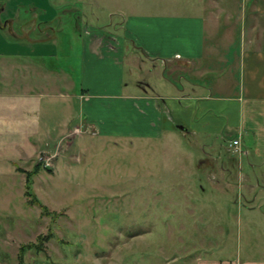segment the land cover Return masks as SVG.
I'll list each match as a JSON object with an SVG mask.
<instances>
[{
    "label": "rangeland",
    "instance_id": "rangeland-1",
    "mask_svg": "<svg viewBox=\"0 0 264 264\" xmlns=\"http://www.w3.org/2000/svg\"><path fill=\"white\" fill-rule=\"evenodd\" d=\"M30 1L0 0V60L23 67L32 59L50 82L38 100L25 98L20 88L5 93L10 90L0 85V264H264V171L242 165L248 181H239L235 166L219 180L204 165L206 154L213 155L206 144L183 138L161 117L162 132L149 130L150 115L133 111L132 100L80 107L85 30H111L117 38L118 32L126 36L129 21L147 44L154 26L143 25L140 37L136 19L205 17L201 7L209 1L46 0L50 18L57 19L45 43L40 33L43 38L30 37L29 9L17 8ZM222 1L228 10L223 27L214 34L208 21L206 61L195 70L205 77L196 80L183 70L172 76V68L158 74L129 56L123 76L130 95L167 101L195 84L213 88L216 98L217 84L236 82L244 39L264 45V23L250 36L249 12L245 23L237 20L245 1L216 3ZM126 44L132 48L133 39L126 36ZM192 115L185 121L199 126L201 118L195 122ZM218 143L214 156L228 166L225 145Z\"/></svg>",
    "mask_w": 264,
    "mask_h": 264
},
{
    "label": "crops",
    "instance_id": "crops-1",
    "mask_svg": "<svg viewBox=\"0 0 264 264\" xmlns=\"http://www.w3.org/2000/svg\"><path fill=\"white\" fill-rule=\"evenodd\" d=\"M45 1L31 0L28 5L23 2L21 6H17L18 9L23 6L22 9L24 10H21L22 12L29 9V13L32 14L29 18L32 29L30 37L32 33H36L37 37L43 38L40 35L42 34L46 38L48 28H51L57 19L56 17L54 19L50 18L49 7ZM208 1L207 6L201 7L204 8L203 10L206 13L205 17L182 13L181 16L136 19L137 21H134L133 27L134 29L137 27L140 37L139 30L143 25L152 24L154 26L150 35L151 39L147 44L142 38L140 40L138 34L133 32L134 30L130 29L129 21L125 22L124 32L128 39H133L132 48L127 47L126 36H121L119 32L115 34L117 38H114L111 30H107L105 34L99 30H85V37L82 38L81 60L83 58L82 66L84 69L80 81V107L90 105L91 102H124L122 104L126 106L132 100L131 108L133 111L143 109L150 115L148 123H151V128L149 130H154L159 135L162 132L159 127L161 119H168L173 125L174 132L177 131L183 138L200 139L201 143L206 144L202 148L207 149L213 155L206 154L207 159L204 165H210L220 178L219 180L223 181L228 178L230 170L237 166L239 171L238 180L248 181V178L242 175V165H246L247 170L251 173L257 169L264 171L263 44L258 45L251 42V38L244 39L237 63V80L231 87L222 88L221 85L217 84L215 90L218 89V97L216 98L212 97L213 88L208 90V94H205L208 91L202 90V86L187 84L186 93L188 94L177 92L176 95L167 100L169 101V104H167L168 102L162 97L151 96L148 98V96L130 95L124 83V64L129 56H131V60L140 59L143 66L148 64V67L158 74L161 73V70L169 71L172 68L174 71L170 70L173 72L171 73L172 76H176L178 71L183 70V74L193 76L195 74L197 76L196 80H198V77L204 78L203 73L199 71L195 73V70L198 65H202L206 61L208 21H212L214 34H219V30L223 27L220 26L222 25L220 21L223 20L221 17L228 12L224 1L219 3H216V0ZM244 1L246 8L238 12L240 16L237 20L244 19L245 23L247 17L245 14H247V11L249 12V19L252 23L250 25V30H252L250 36H252L256 29L254 27L256 23H264V0ZM3 12L4 8L2 7L0 14L2 15ZM26 14L28 13L26 12ZM226 20L230 21L232 19ZM11 24V21L7 23V25ZM41 28L43 31H41ZM0 29L3 30V27ZM116 29L121 31L122 27ZM230 34L228 36H232V32ZM142 36H144V31ZM19 40L22 41V38ZM46 41L48 39L40 43ZM18 55L15 54L13 57ZM27 57L24 55V60ZM41 58L42 55L34 59ZM34 62L30 59L27 66L22 67V65L17 64L10 66L11 62L5 58L0 60V73L3 76L0 85H4L5 88L10 90L4 91L5 93H15L16 89L20 88L21 91H25V98L28 97L32 100L36 96V100H38L46 97L50 82L46 75L41 73L40 66ZM209 64L213 66L212 62ZM206 73H209V71ZM102 74L104 75L103 80L96 79ZM224 93L226 94L224 95ZM135 103H138L139 106ZM195 103L197 106L194 105ZM180 111H185L184 115H191L192 113L195 122H198L199 117L202 122L199 123V126L192 127V125L187 124L184 115H181ZM158 117H161V119ZM221 130L223 134L225 133L226 138L219 137L218 132ZM238 140H240L242 154L241 156H234L228 152V148L232 142ZM220 141L223 142L226 148L225 161H227L228 166L225 165L224 158L214 156ZM246 185L248 187L244 189H247V192L249 190L248 193L255 192L250 184ZM239 189L243 188L239 186Z\"/></svg>",
    "mask_w": 264,
    "mask_h": 264
},
{
    "label": "built area",
    "instance_id": "built-area-1",
    "mask_svg": "<svg viewBox=\"0 0 264 264\" xmlns=\"http://www.w3.org/2000/svg\"><path fill=\"white\" fill-rule=\"evenodd\" d=\"M240 140L234 141L229 145L228 152L234 156H241Z\"/></svg>",
    "mask_w": 264,
    "mask_h": 264
}]
</instances>
